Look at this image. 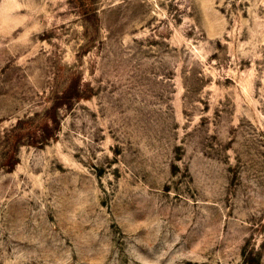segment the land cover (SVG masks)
<instances>
[{
    "label": "rangeland",
    "instance_id": "obj_1",
    "mask_svg": "<svg viewBox=\"0 0 264 264\" xmlns=\"http://www.w3.org/2000/svg\"><path fill=\"white\" fill-rule=\"evenodd\" d=\"M0 264H264V0H0Z\"/></svg>",
    "mask_w": 264,
    "mask_h": 264
}]
</instances>
